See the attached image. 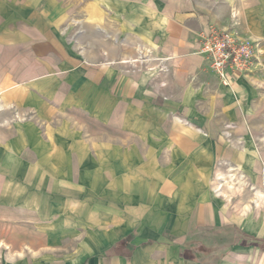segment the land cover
<instances>
[{
  "label": "crops",
  "instance_id": "crops-1",
  "mask_svg": "<svg viewBox=\"0 0 264 264\" xmlns=\"http://www.w3.org/2000/svg\"><path fill=\"white\" fill-rule=\"evenodd\" d=\"M75 6L0 0V264H264V216L210 185L264 184V0ZM209 26L260 44L229 87Z\"/></svg>",
  "mask_w": 264,
  "mask_h": 264
},
{
  "label": "built area",
  "instance_id": "built-area-1",
  "mask_svg": "<svg viewBox=\"0 0 264 264\" xmlns=\"http://www.w3.org/2000/svg\"><path fill=\"white\" fill-rule=\"evenodd\" d=\"M198 53L208 62L222 86L229 87L234 77L248 74L256 64L260 44L234 29L209 26L197 36Z\"/></svg>",
  "mask_w": 264,
  "mask_h": 264
},
{
  "label": "rangeland",
  "instance_id": "rangeland-1",
  "mask_svg": "<svg viewBox=\"0 0 264 264\" xmlns=\"http://www.w3.org/2000/svg\"><path fill=\"white\" fill-rule=\"evenodd\" d=\"M88 0H83L84 3ZM68 7L71 15L75 16V0H68ZM77 6V10H78ZM79 16V15H78ZM77 16V17H78ZM74 20V19H73ZM72 20V22H73ZM81 21L79 20V23ZM211 188L217 190V193L223 195L226 200L231 204H239L243 209L253 208L256 213L264 216V184L260 182L258 188L251 186L245 179H243L241 171L234 165L219 163L216 167V174L213 175L211 182ZM226 234V236H224ZM222 235H211V239L215 241H229L235 238L234 232H227ZM204 247L205 251L209 252L213 245H207Z\"/></svg>",
  "mask_w": 264,
  "mask_h": 264
},
{
  "label": "trees",
  "instance_id": "trees-1",
  "mask_svg": "<svg viewBox=\"0 0 264 264\" xmlns=\"http://www.w3.org/2000/svg\"><path fill=\"white\" fill-rule=\"evenodd\" d=\"M127 239L123 240L122 243H120V245H124L125 243H127Z\"/></svg>",
  "mask_w": 264,
  "mask_h": 264
}]
</instances>
